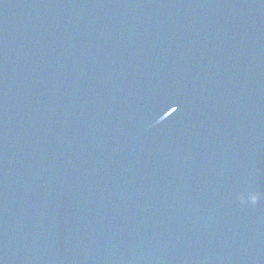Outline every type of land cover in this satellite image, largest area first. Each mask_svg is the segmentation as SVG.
<instances>
[{
	"label": "water",
	"instance_id": "1",
	"mask_svg": "<svg viewBox=\"0 0 264 264\" xmlns=\"http://www.w3.org/2000/svg\"><path fill=\"white\" fill-rule=\"evenodd\" d=\"M0 264H264V0H0Z\"/></svg>",
	"mask_w": 264,
	"mask_h": 264
}]
</instances>
